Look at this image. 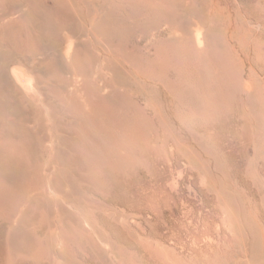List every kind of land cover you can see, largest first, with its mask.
<instances>
[{
	"label": "rangeland",
	"instance_id": "obj_1",
	"mask_svg": "<svg viewBox=\"0 0 264 264\" xmlns=\"http://www.w3.org/2000/svg\"><path fill=\"white\" fill-rule=\"evenodd\" d=\"M0 264H264V0H0Z\"/></svg>",
	"mask_w": 264,
	"mask_h": 264
},
{
	"label": "bare ground",
	"instance_id": "obj_2",
	"mask_svg": "<svg viewBox=\"0 0 264 264\" xmlns=\"http://www.w3.org/2000/svg\"><path fill=\"white\" fill-rule=\"evenodd\" d=\"M64 57L68 61H71L72 60V55L70 53V48L68 49V51H66V54L64 55ZM10 73H11V78L13 79L15 85L23 93H25L27 96H33L36 93H38L37 90H36L37 83H35V78L30 73H28L27 71H25L22 68V66H20V67H15L14 66V68L11 69V72Z\"/></svg>",
	"mask_w": 264,
	"mask_h": 264
}]
</instances>
